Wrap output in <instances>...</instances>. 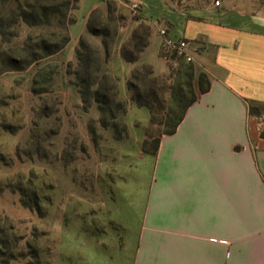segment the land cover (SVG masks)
I'll use <instances>...</instances> for the list:
<instances>
[{
	"label": "crops",
	"instance_id": "1",
	"mask_svg": "<svg viewBox=\"0 0 264 264\" xmlns=\"http://www.w3.org/2000/svg\"><path fill=\"white\" fill-rule=\"evenodd\" d=\"M105 1L79 0L69 43L57 54L65 63L76 61L88 19L95 10L106 13ZM111 1L117 32L111 55L102 53L101 72L116 79L127 104L126 135L117 140L100 129L99 174L117 168L137 177L109 200L101 196L105 183L83 186L90 192L76 201L75 217L106 233L100 245L104 264H264V139L257 129L264 111V0ZM133 3L139 5L136 14ZM140 23L149 27L148 45L130 64L121 48ZM161 29L194 42L193 64L208 76L210 88L187 109L174 134L161 136L151 156L141 153L150 112L143 123L128 122L138 105L127 80L141 64L156 77L165 74ZM90 114L98 120L96 105L83 113ZM84 140L92 141L91 135L85 132Z\"/></svg>",
	"mask_w": 264,
	"mask_h": 264
},
{
	"label": "rangeland",
	"instance_id": "2",
	"mask_svg": "<svg viewBox=\"0 0 264 264\" xmlns=\"http://www.w3.org/2000/svg\"><path fill=\"white\" fill-rule=\"evenodd\" d=\"M76 2L70 0L72 16ZM10 5L6 4V15L10 13ZM68 19L66 16L64 21ZM58 21V15L51 17V26H29L21 18L5 20L2 25L10 30L0 34V48L16 55L28 36L35 39L42 33L60 31ZM46 63L56 66L57 74L49 86L38 83L36 89L48 88L42 95L32 92L36 66L0 74V264H104L100 245L107 240L106 233H97L95 225L93 228L89 222L84 224L82 216L75 217L76 209H80L76 201L83 198L84 192H90L83 190V186L99 182L106 184L101 196L109 200L116 196L117 188H122L123 183H133L137 174L134 177L132 170L119 174L116 168L114 174L100 176L99 147L104 140L101 128L95 126V136L100 139L95 145L84 140L94 117L84 116L85 110L77 105L81 101L76 88L69 84L74 77L67 75L65 61L55 55ZM70 63L73 72L76 61ZM165 63V74L153 77L159 81L157 88L163 89L159 92V101L165 109L177 114V103L171 101L168 90L174 84L179 63L176 60ZM200 70L194 65L195 94ZM178 83L185 92L186 78L181 77ZM189 97L188 93L184 94V99ZM117 100L125 105L124 113H119L123 119L127 104L119 95ZM148 117L146 108L135 106L127 120L143 123ZM169 119V123L160 127L149 125L146 134L157 137L167 131L174 118L171 115ZM106 132L109 135L113 131ZM103 178L106 181L101 182ZM85 229H89L88 233Z\"/></svg>",
	"mask_w": 264,
	"mask_h": 264
},
{
	"label": "trees",
	"instance_id": "3",
	"mask_svg": "<svg viewBox=\"0 0 264 264\" xmlns=\"http://www.w3.org/2000/svg\"><path fill=\"white\" fill-rule=\"evenodd\" d=\"M0 0V34H4L10 28L2 23L6 20H15L21 18L29 26H51V17L58 15L60 21L57 25L60 31L51 33H42L35 39L28 36L25 44L20 48L16 55L13 52H3L0 48V74L23 71L31 66H36V74L32 81V92L34 95L46 94L48 88L36 89L41 82L42 85L49 86L52 78L57 74V67L46 63V60L60 53L69 43L68 27L75 22V17L70 14V0ZM51 1V2H50ZM72 7L75 10L78 6ZM12 4L10 13L6 15V4ZM56 3V4H55ZM106 13L101 10H95L91 13L86 32L78 42L75 50L76 67L71 72L73 65L66 63L67 75L73 76L69 84L76 88L82 107L87 111L92 105H96L99 118L88 126L92 142L97 143L95 126L102 129H111L117 140H122L126 135V125L120 114L124 113L125 105L117 100V81L115 78L103 74L102 53L108 58L112 51L117 32L118 18L116 16V5L114 1H105ZM59 6V9H57ZM62 11V9H64ZM69 14V15H68ZM69 16L67 22L65 17ZM43 20V21H42ZM42 21V22H41ZM13 23V21H11ZM149 27L140 23L133 31L131 38L121 48V56L130 64H135L139 60V55L148 45ZM96 38L101 40L98 42ZM179 68L175 75L174 84L169 88L168 93L172 102L177 103L178 113L174 114L172 109H165L159 101V92L163 89L157 86L159 81L153 77L151 66L141 64L135 66L127 80V88L131 93L132 101L139 107H144L150 112L149 125L162 126L170 120L171 115L174 120L169 129L161 132L157 137L145 135L142 142L141 153L145 155H156L159 141L163 135H172L182 121L187 109L197 101L200 95L206 93L210 88L208 76L200 70L197 76L198 93L195 94L192 89L194 78V65L178 61ZM181 77L186 78V91L180 88L178 81ZM189 94V99H184V94ZM120 113V114H119ZM169 123V121H168ZM264 139V131L260 133ZM20 239H18L19 241Z\"/></svg>",
	"mask_w": 264,
	"mask_h": 264
},
{
	"label": "built area",
	"instance_id": "4",
	"mask_svg": "<svg viewBox=\"0 0 264 264\" xmlns=\"http://www.w3.org/2000/svg\"><path fill=\"white\" fill-rule=\"evenodd\" d=\"M214 4L215 6H218L219 2L216 1ZM138 9L139 5L137 3L131 5L133 13L136 14ZM159 35L162 38L160 53L164 61L180 60L187 64H193L194 55L198 53V48L194 42L187 39H173L169 36L167 29H161ZM257 129L260 132L264 131V111L258 116Z\"/></svg>",
	"mask_w": 264,
	"mask_h": 264
}]
</instances>
